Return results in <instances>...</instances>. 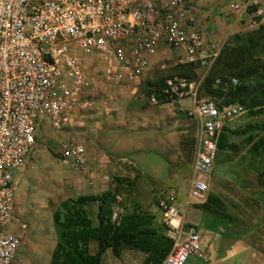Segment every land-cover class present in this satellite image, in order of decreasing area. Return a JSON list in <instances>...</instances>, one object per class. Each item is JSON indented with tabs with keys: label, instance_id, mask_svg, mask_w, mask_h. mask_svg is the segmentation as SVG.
Listing matches in <instances>:
<instances>
[{
	"label": "built area",
	"instance_id": "built-area-1",
	"mask_svg": "<svg viewBox=\"0 0 264 264\" xmlns=\"http://www.w3.org/2000/svg\"><path fill=\"white\" fill-rule=\"evenodd\" d=\"M228 10L249 29L264 24L261 0H231ZM188 12L187 0H0V264H13L22 245L15 176L34 153L42 121L52 130L69 126L74 112L91 106L86 96L94 94L98 81L135 89L161 46L175 52L178 65L204 71L191 81L168 78L158 97L146 98L150 104L190 100L185 115L196 135L185 205L204 204L217 135L245 110L198 97L221 47H208L197 29L188 28ZM57 155L71 170L85 171L82 144L62 141ZM157 207L170 242L159 264H184L190 255L205 261L201 239L185 223L173 189L159 194Z\"/></svg>",
	"mask_w": 264,
	"mask_h": 264
},
{
	"label": "rangeland",
	"instance_id": "rangeland-1",
	"mask_svg": "<svg viewBox=\"0 0 264 264\" xmlns=\"http://www.w3.org/2000/svg\"><path fill=\"white\" fill-rule=\"evenodd\" d=\"M262 9L264 10L263 5ZM227 15L226 13L222 16L228 17ZM258 31L259 34H257ZM234 36L264 38V24L256 29L233 32L228 39ZM160 51L161 53H157V56L152 59L150 69L148 68L141 83L135 89L129 85L115 86L98 81L97 90L94 91V94L86 96L92 101L91 106L74 112L69 126L60 130H52L46 120L42 121L35 134L34 153L25 169L15 176L17 186L15 189L14 215L20 223L24 224L25 230L20 251L13 264H48L51 250L57 238L51 216L58 208L59 203L80 195L99 194L111 189V177L113 175H125V170L122 169L123 163L119 165L116 161L117 154L110 150L111 144L114 145L115 142L120 141L121 137L124 139L126 136L138 135L139 132L145 136L152 133L155 138L159 135L162 127L166 129L165 135L169 139V143L173 141L176 146L175 149H178L176 151L177 162L175 166L177 167L175 171L179 170L181 174L178 179V186L182 195L181 205L182 208L184 207L185 223L188 225L187 222L190 221L199 229L204 230L206 228V231L217 235L219 239L223 238L227 242L228 249L233 253L232 256L227 257L229 263L226 264H234L233 262L237 258L246 261L247 254L244 252L245 249L242 244L253 242L247 240L246 232L264 234V204L262 207L234 209L237 214L245 217L246 222L240 224L228 222L210 224L204 213L200 210H192L197 205H185L191 176L189 144L186 142H189L190 137H192L190 132L193 130L185 122V112L180 109L189 106L190 101L184 99L182 102L169 104L168 110H158L157 107L150 106L142 94V86L145 81L158 78L166 80L169 77H175V68L178 66L175 63V54L163 46H161ZM255 59L261 63L264 69V48L258 50ZM198 69L200 72L195 70V74H197L193 80L198 79L204 73L203 70ZM200 96L198 92L199 98L210 99L218 103L211 98ZM174 106H177L181 111L179 119L173 114L172 109H176ZM62 141L76 142L84 146L89 157L84 172L73 171L60 160L57 149ZM128 158L133 159L132 157ZM262 164H264V160H262ZM263 171L264 165L259 172ZM89 175H92V178ZM256 186L260 187V195L264 197V185L253 184V187ZM167 188L157 185L154 178L145 176L139 180L138 187L132 194L134 201L144 211H156L158 214V217L156 216L157 224L162 231L161 214L156 203L159 194ZM254 198L257 199L259 196L255 194ZM131 200L130 195L122 196L120 198L122 208L126 209ZM122 208L117 207L116 209L121 211ZM94 212L95 206L90 205L87 208L89 218L93 219ZM94 249L95 245L89 244V252L93 253ZM102 256L101 264H139L144 258L143 253L127 249L121 252L118 260L110 254L109 250H106ZM263 259L264 257L261 261ZM184 264L205 263L194 255H190Z\"/></svg>",
	"mask_w": 264,
	"mask_h": 264
},
{
	"label": "crops",
	"instance_id": "crops-1",
	"mask_svg": "<svg viewBox=\"0 0 264 264\" xmlns=\"http://www.w3.org/2000/svg\"><path fill=\"white\" fill-rule=\"evenodd\" d=\"M230 1L231 0H187L189 7V12L187 13V18L189 19L188 28L197 29L208 47H221L229 43L228 38L231 33L243 32L249 29L242 23H235L234 16L228 10ZM261 4L264 6V0H261ZM226 13L228 17H223L222 15ZM160 48L161 47L157 49L154 55L149 57V69L150 63L153 62L152 59L157 56V53H161ZM172 53L175 54L174 51H172ZM196 69L197 71L199 70L197 67L194 70ZM147 71L144 72L139 79V83H141ZM179 102H182V100ZM149 105L157 107L158 110H168L167 108L169 107V103H149ZM189 106H184L180 110L185 112ZM174 107H176V109H172L173 114L178 118L181 115V111H179L177 106ZM263 119L264 114L252 117L244 113L235 119L225 122L217 135L216 152L212 162V170L208 178V190L204 202V210L200 209V207L192 208V210H200L204 213L210 224L213 222L244 223L246 222L245 217L237 214L234 209L263 206L264 197L260 195V187H253V184L258 185L257 176L261 173L259 170L264 165L262 164V160H264ZM185 122L190 125L193 130V132H190L192 137H190L189 142H186L189 144L188 151L191 169L196 125L187 117ZM177 127L176 125V128ZM171 128L174 127L171 126ZM165 130L166 129L162 127L159 131V135L155 136V138L150 132L151 135L146 136L142 132H139L138 135L126 136L124 139L121 137L122 139L120 141L110 146V150L117 154L118 158L116 161L118 164L120 165L123 163L122 169L125 170V176L132 175L131 168L136 170L140 175L139 179L132 187V191L125 195H130L132 200L129 206L123 209H125L126 212H132L136 209L150 215L152 217L151 227L155 229H160L156 220V216L158 217L156 211H144L139 204L134 201V197L132 196L141 178L145 176L152 177L155 179L157 185L173 189L177 198V208L181 213L184 212V207L182 208L181 205L182 195L180 187L178 186V179L181 177V174L178 169V171H175L177 167L175 166L177 162L176 151H178V149H175L176 146L173 141L169 143V139L165 135ZM128 157H132L133 159H129ZM86 161H89L87 153ZM169 163H171L170 166ZM89 176L92 178V175ZM255 194H257L259 198L255 199ZM260 197H262V199H260ZM187 223L188 226L193 227L197 231L201 239V249L207 255L205 261L201 260L203 263H229V258L227 257L232 256L233 253L228 249L227 242L223 240V238L219 239L217 235L206 231V228H204V230L199 229V227L195 226L190 221ZM246 234L247 240L253 241L242 244V247L245 249L244 252L247 254V259L246 261H244V259L241 261L237 258L233 263L264 264V259L261 261L262 257H264V234L249 232H246ZM101 261L102 258L100 259V264Z\"/></svg>",
	"mask_w": 264,
	"mask_h": 264
},
{
	"label": "trees",
	"instance_id": "trees-1",
	"mask_svg": "<svg viewBox=\"0 0 264 264\" xmlns=\"http://www.w3.org/2000/svg\"><path fill=\"white\" fill-rule=\"evenodd\" d=\"M263 39L231 37L201 80L200 95L215 100L218 107L237 103L252 117L264 114V69L255 59L258 50L264 48ZM195 68L194 65H178L175 77L193 80ZM229 79H234L235 84ZM163 82L162 78L145 81L143 96H157ZM131 173V176L113 175L111 189L102 193L80 195L59 203L51 216L57 238L48 264H100L106 250L119 259L124 249L143 253L140 264L162 261L170 248L163 231L151 227L150 215L136 209L126 212L120 204V198L129 194L139 179L136 170L131 168ZM257 183L264 185V171L257 176ZM90 205L95 206L93 219L87 213ZM117 207H121V211H117ZM197 207L204 210V204ZM91 243L95 245L93 253L89 252Z\"/></svg>",
	"mask_w": 264,
	"mask_h": 264
}]
</instances>
